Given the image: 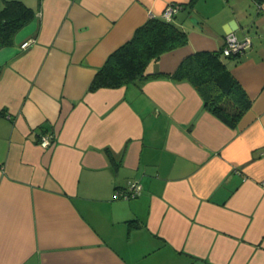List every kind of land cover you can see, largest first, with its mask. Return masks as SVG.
I'll use <instances>...</instances> for the list:
<instances>
[{
	"label": "crops",
	"instance_id": "obj_1",
	"mask_svg": "<svg viewBox=\"0 0 264 264\" xmlns=\"http://www.w3.org/2000/svg\"><path fill=\"white\" fill-rule=\"evenodd\" d=\"M20 1L33 17L0 48V264H264V0ZM170 2L188 43L151 71L250 40L229 65L252 100L237 126L185 80L87 91ZM129 180L141 193L115 197Z\"/></svg>",
	"mask_w": 264,
	"mask_h": 264
},
{
	"label": "trees",
	"instance_id": "obj_2",
	"mask_svg": "<svg viewBox=\"0 0 264 264\" xmlns=\"http://www.w3.org/2000/svg\"><path fill=\"white\" fill-rule=\"evenodd\" d=\"M33 14V10L20 0H4L0 9V48L12 42L15 32ZM187 43L186 31L172 19L151 16L134 30L129 40L107 56L89 82L87 91L160 77L185 80L195 88L209 112L229 127L237 126L252 102L229 68L231 62L239 60L238 53L223 55L221 48L197 50L184 57L172 72L148 68L162 54Z\"/></svg>",
	"mask_w": 264,
	"mask_h": 264
},
{
	"label": "built area",
	"instance_id": "obj_3",
	"mask_svg": "<svg viewBox=\"0 0 264 264\" xmlns=\"http://www.w3.org/2000/svg\"><path fill=\"white\" fill-rule=\"evenodd\" d=\"M182 8V5L176 2L167 3L162 10L160 16L166 20H171L173 16ZM156 16L149 14V17ZM30 40H26L21 43V47L25 48L29 44ZM250 45L248 38L239 40L236 36L229 32L224 36V43L221 47L223 55H229L233 53H241L245 48ZM54 141V134L51 132H43L40 134L39 144L42 147H49ZM142 185L138 180H129L125 187L115 190V197L124 199H130L137 197L141 193Z\"/></svg>",
	"mask_w": 264,
	"mask_h": 264
}]
</instances>
